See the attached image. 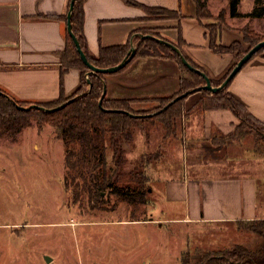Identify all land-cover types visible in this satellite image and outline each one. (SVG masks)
Wrapping results in <instances>:
<instances>
[{
  "label": "rangeland",
  "instance_id": "rangeland-1",
  "mask_svg": "<svg viewBox=\"0 0 264 264\" xmlns=\"http://www.w3.org/2000/svg\"><path fill=\"white\" fill-rule=\"evenodd\" d=\"M227 4L228 0H209L214 16L223 14L231 28L239 31L248 24L264 35V16L232 17ZM255 4L241 0L240 10L246 14ZM143 36V32L133 36L132 47L138 48ZM240 42L245 49L252 47L245 37ZM187 99L174 129L169 131L160 121L139 124L134 140L124 142L127 169L144 163L152 180L151 204L142 206L147 211L142 215L175 221L132 223L129 204L120 201L111 208L116 197L107 192L104 208L75 202L64 182L66 151L57 126L33 120L24 131L0 138V264H183L187 254L192 264H208L212 256L234 249H241L244 260L264 264V234L236 220L179 221L185 204L172 205L156 187V182L184 172L219 176L248 172L260 178L259 201L264 204V153L254 152L253 136L246 134L228 143L226 150L213 152L211 138L193 128L204 111ZM157 105L149 102L138 110L150 114Z\"/></svg>",
  "mask_w": 264,
  "mask_h": 264
},
{
  "label": "crops",
  "instance_id": "crops-1",
  "mask_svg": "<svg viewBox=\"0 0 264 264\" xmlns=\"http://www.w3.org/2000/svg\"><path fill=\"white\" fill-rule=\"evenodd\" d=\"M138 1L149 6L179 9L183 16L148 19L146 10L124 0H86L84 26L92 56L99 55L102 46L127 43L146 27L158 30L163 38L177 44L181 25L182 36L187 42L183 51L211 77L221 78L235 63V54L216 53L210 47L207 29L197 18L195 0ZM69 9L70 0H0V88L19 100L34 102L53 100L60 95L63 62L59 52L67 48L69 29L64 18L44 15L67 16ZM222 37L226 45L244 39L240 30L227 23ZM180 76L181 70L171 58L139 57L125 68L106 73V93L111 98H133V106L139 109L149 102L158 103L151 97L177 92ZM80 80V70L70 67L65 75L67 92L76 89ZM229 90L264 122V52L243 67L230 83ZM200 98L201 92L196 91L187 100L195 104ZM201 116L197 115L193 128L207 139L211 138L214 126L227 134L239 122L227 107L206 109ZM259 180L248 172L220 176L184 172L179 178L154 181L172 205L185 204V212L177 220L229 222L264 217V204L259 201L262 199ZM147 218L131 222L148 224L176 220L175 217L162 219L152 215Z\"/></svg>",
  "mask_w": 264,
  "mask_h": 264
},
{
  "label": "trees",
  "instance_id": "trees-1",
  "mask_svg": "<svg viewBox=\"0 0 264 264\" xmlns=\"http://www.w3.org/2000/svg\"><path fill=\"white\" fill-rule=\"evenodd\" d=\"M124 1L146 10V18L148 19L181 18L183 16L179 9L171 10L163 6L144 5L138 0ZM255 1L256 4L253 11L243 14L239 6L241 0H228L227 7L230 15L232 17L247 16L249 19L264 16V0ZM85 2L86 0H76L74 4L72 14L74 32L81 42L82 49L93 64L98 67L115 66V64L122 62L130 53L132 40L130 39L127 43L115 44L114 46H102L99 55L92 56L84 26L86 16ZM195 2L198 7L197 18L207 29L206 36L210 39L212 50L220 54L233 53L236 56L235 63L224 76L221 78L211 77L212 84L220 86L236 63L251 47L245 49L240 41H235L229 45L223 44L222 31L223 24L226 23L223 18L224 15L219 14L218 17H215L211 6H209V0H195ZM44 16L68 20V15ZM154 30L146 27L140 31L145 35L154 34L160 38L164 37L161 33ZM240 30L244 32L245 39L252 47L259 41L264 40V35L248 24L241 27ZM178 39L176 45L180 47L182 53L192 65L206 71L210 75L202 65L183 51V46L187 42L182 36L181 25ZM67 42V48L59 52L63 64L60 71L61 91L58 97L53 100L38 102L19 100L8 91L0 88V138L16 135L24 131L25 128L32 125L33 120L57 126L66 151V176L64 182H66L67 189L71 192V197L75 202L81 205L88 203L93 207L104 208L105 203L108 202L104 194L107 192L109 196L116 197L114 204L110 205L111 208L117 206L120 201H125L131 208L132 220L148 219L147 216L142 215H145L147 211H143L141 208L151 204L152 180L143 168L144 163L134 164L131 169H127L128 157L124 142H132L134 140L135 129L139 124L145 125L148 122L160 121L166 124V128L169 131L174 129L182 120L185 100L196 91L201 92V98L194 107L203 111L210 108L227 107L239 119L235 129L227 134L220 131L217 127H213L210 140V143L213 142V144H210L213 152L226 150L228 143L239 139V137H244L246 134H251L253 136L252 142H255L256 146L253 148L254 152L264 153V122L252 114L245 103L229 90L230 83L233 80L220 91L195 90L175 100L179 94H184L191 89L203 86L206 83L205 77L197 71L189 69L184 64L182 55L171 46L164 42L161 43L158 39L152 37H143L134 57L126 66L139 57L151 56L171 58L181 70L178 91L169 96L151 98L156 100L159 105L154 107L153 111H149L151 113L148 114L144 110L135 109L133 98H111L107 93L104 95L106 91V73L89 72V67L80 56L76 42H74L70 32L67 35ZM263 52L264 47L256 51L252 58ZM70 67H76L80 70L81 80L76 89L68 93L65 89V75ZM101 99L102 102L100 103ZM33 103L44 105L52 110L46 111L40 108L22 109L17 106H29ZM126 111L134 114L130 115ZM137 114H142V116ZM236 221L240 224H245L252 232L260 235L264 234V217ZM240 250L234 249L225 251L223 255L212 256L207 263L254 264L252 260H244V255ZM183 264H192L189 254L185 256Z\"/></svg>",
  "mask_w": 264,
  "mask_h": 264
},
{
  "label": "water",
  "instance_id": "water-1",
  "mask_svg": "<svg viewBox=\"0 0 264 264\" xmlns=\"http://www.w3.org/2000/svg\"><path fill=\"white\" fill-rule=\"evenodd\" d=\"M76 0H72L71 1V4H70V9H69V13H68V20H67V26H68V29H69V32L74 40V42H76V45H77V48H78V51L80 53V56L82 57L83 61L88 65L89 67V72L90 73H100V72H104V73H113V72H116L117 70H120L122 68H124L130 61L131 59L134 57V54L136 53V46H133L132 49H131V52L127 55V57L120 63L118 64H115V66H110V67H98L96 66L95 64H93L91 61H90V58L87 56V54L85 53V51L82 49V46H81V42L78 40L75 32H74V29H73V26H72V14H73V8H74V4H75ZM147 37H152V38H155V39H158L161 43L164 42L166 43L168 46H171L176 52H179L181 55H182V58H183V62L184 64L191 70H195L197 71L198 73H200L202 76L205 77L206 79V83L201 86V87H198V88H194V89H191L189 91H187L186 93L184 94H179V96H177L175 98L176 99H179V97H182L190 92H194L195 90H201V89H207V90H211L213 92H217V91H220L222 89L225 88V86H227L229 84L230 81H232L239 73L240 71L243 69V67L246 65V63H248V61H250L252 59V57L256 54V51H258L259 49H261L262 47H264V40H261L259 41L258 43H256L253 47H251L246 54H244L240 60L236 63V65L233 67V70L229 73V75L225 78V81L222 83V85L220 86H216L214 84H212V80H211V76L207 74L206 71L200 69V68H197L195 67L194 65H192V63L186 58V56L182 53L180 47L176 44H174L173 42L163 38V37H157L155 35H152V34H146ZM146 36H143V37H146ZM105 88H106V91L104 93V95H106V92H107V87H106V84H105ZM103 95V96H104ZM102 102V99L100 101V103ZM19 108H26V109H32V108H37V109H43V110H46V111H51L52 109L44 106V105H41V104H36V103H33L29 106H26V105H17ZM168 106V105H167ZM166 106V107H167ZM127 113H129L130 115L134 114L133 112H129V111H126ZM139 116H142V114H137ZM46 260L47 261H50L51 260V257L49 255H46L45 256Z\"/></svg>",
  "mask_w": 264,
  "mask_h": 264
}]
</instances>
